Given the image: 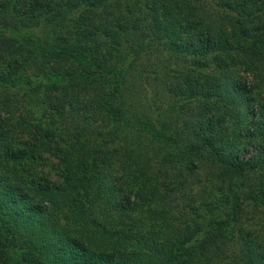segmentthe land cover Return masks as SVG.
<instances>
[{"label":"trees","instance_id":"1","mask_svg":"<svg viewBox=\"0 0 264 264\" xmlns=\"http://www.w3.org/2000/svg\"><path fill=\"white\" fill-rule=\"evenodd\" d=\"M0 264H264V0H0Z\"/></svg>","mask_w":264,"mask_h":264},{"label":"rangeland","instance_id":"2","mask_svg":"<svg viewBox=\"0 0 264 264\" xmlns=\"http://www.w3.org/2000/svg\"><path fill=\"white\" fill-rule=\"evenodd\" d=\"M242 74V76L246 79H248L249 81H253V76H252V74H250V73H246V72H243V73H241ZM56 176V175H55Z\"/></svg>","mask_w":264,"mask_h":264}]
</instances>
